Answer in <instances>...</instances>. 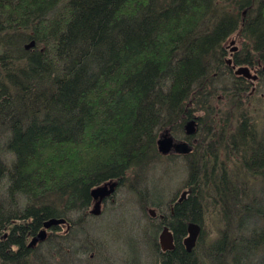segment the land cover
<instances>
[{
	"label": "trees",
	"instance_id": "16d2710c",
	"mask_svg": "<svg viewBox=\"0 0 264 264\" xmlns=\"http://www.w3.org/2000/svg\"><path fill=\"white\" fill-rule=\"evenodd\" d=\"M263 65L264 0H0V264L100 253L91 190L110 180L138 197L148 264H264ZM164 134L187 174L160 204L142 183Z\"/></svg>",
	"mask_w": 264,
	"mask_h": 264
},
{
	"label": "rangeland",
	"instance_id": "374dc122",
	"mask_svg": "<svg viewBox=\"0 0 264 264\" xmlns=\"http://www.w3.org/2000/svg\"><path fill=\"white\" fill-rule=\"evenodd\" d=\"M240 42V37L232 35L225 43L239 46ZM250 72L255 73L253 70ZM254 110L259 112L260 128H264V106L255 107ZM173 136L179 142L178 138ZM161 154L148 170L142 183V187L148 191L147 196L155 193L160 196V204L175 192H180L187 174L181 152L169 150ZM145 222L146 217L137 195L127 185L116 187L113 197L100 206L99 212L88 216L87 229L97 239L100 253H91L88 259L82 257L77 264H148L151 261L150 249L140 236ZM51 262L57 264L58 258L52 257Z\"/></svg>",
	"mask_w": 264,
	"mask_h": 264
},
{
	"label": "water",
	"instance_id": "95a60500",
	"mask_svg": "<svg viewBox=\"0 0 264 264\" xmlns=\"http://www.w3.org/2000/svg\"><path fill=\"white\" fill-rule=\"evenodd\" d=\"M33 44V41L29 42L26 46H30ZM249 68L248 66H243L240 65L239 67L236 68V72L237 73H244V74H248ZM253 77L255 78L256 76L253 75ZM188 132L193 131V128L188 127ZM173 142V138L172 136L169 135H164V137H162L161 139L158 140V148L161 152H167L170 149V146ZM178 145V144H176ZM183 149H185V147H183ZM115 189V182H112L110 184H101L98 186H95L92 190V196L94 198H96V202L93 205V208L91 209V211L95 214H97L100 210V201L102 198H104L107 195H110L113 193ZM151 214H154V210L151 208L150 209ZM66 218L64 217H51L47 220H45L43 222V228L40 229L36 236H34L30 242L29 245L34 244L37 240H41L43 238H45L47 232H46V228L50 227L51 225H55V224H60V222H63ZM200 231V225L198 223H194V222H190L188 225V235L184 238L185 244H186V248L188 250H190L197 239L198 233ZM159 243L160 246L163 249H170L174 246V242H173V233L172 231L167 227L164 226L159 234Z\"/></svg>",
	"mask_w": 264,
	"mask_h": 264
},
{
	"label": "bare ground",
	"instance_id": "6f19581e",
	"mask_svg": "<svg viewBox=\"0 0 264 264\" xmlns=\"http://www.w3.org/2000/svg\"><path fill=\"white\" fill-rule=\"evenodd\" d=\"M186 150H187V148H185V149H183V150H180V151H186ZM176 152H177V151H176ZM91 213H92V212H91ZM92 214H95V213H92ZM65 222H66V220H64L63 222H60V224H64ZM60 224H56V225H60ZM188 225H189V223H188ZM188 225H187V229H188ZM51 226H53V225H51ZM164 226H167V227H168V225H163V227H164ZM163 227H162V228H163ZM162 228H161V229H162ZM168 228H169V227H168ZM187 235H188V233H187ZM187 235H186V236H187ZM197 237H198V236H197ZM158 241H159V237H158ZM173 242H174V236H173ZM184 242H185V241H184ZM185 245H186V244H185ZM160 249H161V248H160Z\"/></svg>",
	"mask_w": 264,
	"mask_h": 264
},
{
	"label": "flooded vegetation",
	"instance_id": "af4514ba",
	"mask_svg": "<svg viewBox=\"0 0 264 264\" xmlns=\"http://www.w3.org/2000/svg\"><path fill=\"white\" fill-rule=\"evenodd\" d=\"M249 67H250V70L256 71V69H255L254 67H252V66H250V65H249ZM252 82H253V81H252ZM175 139H176V138H175ZM175 142H177V141L174 140V143H175ZM107 182H108V181H107ZM109 182H110V181H109ZM109 182H108V183H109ZM115 182H116V181H115ZM108 198H110V197H104V198H102L101 203L104 204V203L107 201Z\"/></svg>",
	"mask_w": 264,
	"mask_h": 264
}]
</instances>
